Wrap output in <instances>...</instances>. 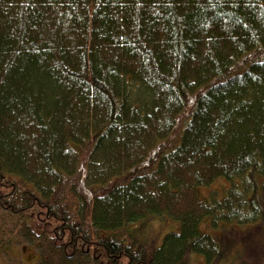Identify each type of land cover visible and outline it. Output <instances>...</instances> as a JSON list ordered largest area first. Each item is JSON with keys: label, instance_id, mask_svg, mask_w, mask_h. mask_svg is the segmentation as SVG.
Segmentation results:
<instances>
[{"label": "trees", "instance_id": "obj_1", "mask_svg": "<svg viewBox=\"0 0 264 264\" xmlns=\"http://www.w3.org/2000/svg\"><path fill=\"white\" fill-rule=\"evenodd\" d=\"M0 210L7 264H228L202 225L264 224V0H0Z\"/></svg>", "mask_w": 264, "mask_h": 264}, {"label": "rangeland", "instance_id": "obj_2", "mask_svg": "<svg viewBox=\"0 0 264 264\" xmlns=\"http://www.w3.org/2000/svg\"><path fill=\"white\" fill-rule=\"evenodd\" d=\"M229 187V182L225 179L218 180L209 187L199 189V197L206 199L212 192H222ZM0 210V218L5 216ZM4 227H10L13 218L5 216ZM180 223L171 218H154L149 221H143L134 224L128 228L131 236L128 241L137 240L143 243H150L156 247L163 244L164 238L171 233L180 231ZM202 230L212 234L220 245L230 252L231 259L228 264H264V224L237 226L235 224L211 229L208 221L202 225ZM20 255L26 264H36L38 255L31 246L24 248L16 247L14 252ZM22 262V261H21ZM13 264H23V263ZM0 264H7L5 258L0 259ZM191 264H206L205 259L199 255L191 256Z\"/></svg>", "mask_w": 264, "mask_h": 264}]
</instances>
